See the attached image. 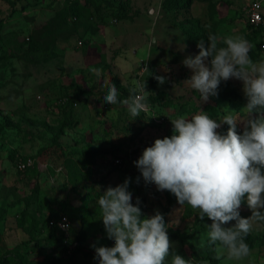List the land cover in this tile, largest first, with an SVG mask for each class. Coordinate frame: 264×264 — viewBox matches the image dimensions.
Returning a JSON list of instances; mask_svg holds the SVG:
<instances>
[{"label": "rangeland", "instance_id": "obj_1", "mask_svg": "<svg viewBox=\"0 0 264 264\" xmlns=\"http://www.w3.org/2000/svg\"><path fill=\"white\" fill-rule=\"evenodd\" d=\"M109 1L116 6L128 3L130 17L118 20L107 7L102 13L89 7L77 18L67 0H0V121L10 120L9 126L0 129V255L8 251L23 254L26 263H42L48 255L62 258L63 264H97L94 257L85 254L94 252L91 245L111 247L114 242L106 236L96 200L109 185L114 187L126 178H131L133 203L139 197L145 215L164 211L168 196L173 194L146 185L142 177L137 184L140 173L133 162L155 139L171 136L172 126H153L146 114L133 119L123 104L104 103L105 85L111 86L114 78L130 87L140 67L146 65V90L150 96L166 94L157 106L170 117L184 111L183 107L187 116L201 109L217 120L229 109L233 115L243 114L242 99H226L217 108L212 97L201 103L199 93L186 82L191 71L182 61L198 54V42L203 39L207 44L209 35L217 37L219 46L227 36L253 37L242 11L252 0H194L189 10L178 11L166 9V0ZM33 40L41 52L26 61L21 56ZM249 43L264 60V24L262 34ZM157 75L166 77L163 85L154 78ZM228 81L245 98L242 82ZM67 98L77 100L72 112L64 109ZM148 100L152 102L149 96ZM214 110L217 116L210 114ZM30 121H45L51 127L70 121L71 126L58 144L52 145V132ZM92 146H100L102 153L85 168L88 157L83 153ZM17 156H34L48 166L62 168L65 183L57 187L40 172L21 174L15 165ZM119 156L123 164L115 166ZM58 179H62L61 174ZM188 208L176 201L166 215L177 254L191 264H264V246L251 249L241 260L228 259L226 250L219 247L216 263L192 257V250L178 237L192 234L198 211L191 208L193 216L187 217ZM52 210L70 217L71 229L66 236L70 241L86 232L84 253L74 254V245L64 252L60 241L47 245L44 238L50 230L45 225L46 212ZM29 214L43 231L36 235L41 246L24 252L19 246L31 239ZM240 215H251L246 203ZM205 224L210 225L211 220ZM250 233L264 236V221H254ZM206 237L201 232L199 241Z\"/></svg>", "mask_w": 264, "mask_h": 264}, {"label": "clouds", "instance_id": "obj_2", "mask_svg": "<svg viewBox=\"0 0 264 264\" xmlns=\"http://www.w3.org/2000/svg\"><path fill=\"white\" fill-rule=\"evenodd\" d=\"M221 43L215 35L207 37V44L203 39L198 42V54L182 61L191 71L186 82L202 103L218 95L222 82L241 81L246 98L243 114L233 115L229 109L217 120L200 109L191 116L178 115L170 119L172 135L155 139L133 163L140 173L137 184L142 177L146 185L173 194L181 207L197 210L201 221L207 217L209 244L225 249L228 259L241 260L251 254L246 237L253 222L264 221V60L253 61L251 45L242 36H227ZM144 71L149 72L147 67ZM154 78L160 85L166 82L165 76ZM105 87L103 102L123 104L133 119L148 110L151 92L146 81L132 80L123 100L114 84ZM224 124L227 131H219ZM130 183L126 178L102 193L100 186L96 188L100 219L114 243L92 244L94 259L98 264H191L175 252L165 216L158 210L145 215L139 197L133 203ZM245 203L251 211L247 218L240 215ZM233 221V226H226Z\"/></svg>", "mask_w": 264, "mask_h": 264}, {"label": "trees", "instance_id": "obj_3", "mask_svg": "<svg viewBox=\"0 0 264 264\" xmlns=\"http://www.w3.org/2000/svg\"><path fill=\"white\" fill-rule=\"evenodd\" d=\"M68 1V7L71 10V13L75 16V17H79L81 18V11L84 8H89V7H93L94 10L97 13H102L106 7L107 9H109L113 16H115V19L118 20H122V19H127L129 18V7H128V3H121L120 5L116 6L113 2L109 1V0H67ZM194 0H166L165 1V8L168 10H189V8L191 7L192 3ZM85 6V7H83ZM83 7V8H82ZM249 26V30L252 31L253 37H249L247 35V41H255V39L262 34L263 32V24H259L257 26H253L250 25L248 22H246ZM264 44V43H263ZM262 44V45H263ZM261 45V48H262ZM41 52L40 47L38 46L37 42H35L34 40L32 42H30V46L28 48V50L21 56L23 59H25L26 61L28 60H33L35 55ZM249 55L251 56V58L253 59L254 62L261 60V56L259 53H257L255 50H250ZM105 69V68H104ZM145 81V80H144ZM119 93V98L121 100L125 99L128 97L129 95V87L128 86H123L122 84H120V82L117 80V78L113 79L112 82ZM110 86V85H108ZM231 86H233V83L231 81H227V82H222L220 87H219V92L217 96H213V100L215 102V107L217 108L220 104H222L226 99H242V101L244 103H246V98L241 97V95L237 92V90H235L234 88H231ZM108 91V88H107ZM166 96V94L164 92H159L156 96H150L149 95V99L152 101L151 103L154 105H158L159 103H161L164 99V97ZM74 103H77V100L72 99V98H67L66 102H65V111L67 109L70 110V112L73 111L74 109ZM182 110L184 111H177L176 115H173L172 117H177L178 115H187L188 111L186 110V108H182ZM215 113H210L213 116H217V111L214 110ZM143 115H145V113H142ZM148 119L150 121V123L155 126L156 124H154L149 116ZM33 124H36L38 126L41 127H45L46 129H48L49 131L52 132V134L54 135L53 139H52V145H57L58 144V139L63 136L65 129L69 126H71V122L67 121V122H63L60 126L57 127H51L49 126V124H47L45 121H38V122H32ZM10 125V120L8 118H6L4 121H0V129L3 130L4 128H6L7 126ZM158 126V125H156ZM228 126L226 124L223 125V127L221 128V132H226L227 131ZM115 149V147H114ZM47 149H42V153L45 152ZM116 150V149H115ZM102 153V149L100 146H92V148H89L88 150H86L83 154L88 157L85 160V164L84 167L86 168L87 166H91L92 163H94V157L99 154ZM128 156L131 157V153H128ZM29 157H34V156H24L23 158H29ZM15 164H16V159H15ZM117 166V165H115ZM87 167V168H88ZM56 168L50 167L49 172L51 173V175H56ZM80 171V170H78ZM31 172H35L38 173L39 171H37L36 169L34 170H29L27 173H31ZM47 176V179H49V174L45 173ZM62 175V179H58V182L61 183L63 182V178H66V176L64 175V172L60 173ZM60 174H58V176H60ZM68 176V174H67ZM65 182H63L64 184ZM39 188L38 186L36 187L37 191ZM176 198L174 195L168 196L167 198V206L164 208V211L160 212L161 214H163L165 216V222L166 221V215L169 213L170 209L175 205L176 203ZM51 216H57L59 215V212H55V211H51ZM27 214V213H25ZM64 214V213H63ZM67 215V214H66ZM50 216V218H51ZM68 216V215H67ZM193 216V212L191 210V208H188L187 210V217H191ZM29 217L31 218V230H30V234H31V239L24 241L21 243V245L19 246L20 248L23 247L24 252H29L32 250H36L41 246V242L40 240L37 239V233H42L43 228L40 227L38 228L37 225V221L29 214ZM69 217V216H68ZM46 227L49 228L50 232L47 234V236L44 238L46 240V243L48 246L54 244V242H63L64 246H63V251L66 252L69 250V247L71 245L75 246L74 249V254L77 253H84L86 248L84 247V244L86 243L87 240V235L85 231H82L74 241H70L69 239H67L65 241V237L63 234H61L58 230L57 227L55 226H50L49 225V217L46 215ZM70 218V217H69ZM206 221H209V219L207 217L204 218L203 221H201L199 219V215L196 216V220L194 223V226L192 227V234L188 235V234H179V239L181 240L182 243L186 244L189 246V248L192 250L191 251V255L192 257L196 258L199 261H209L211 263H216V257H215V252L217 247L212 246L209 244L208 242V238L206 237L205 239H203L204 241H199L200 239V233L205 232L207 235L208 229L206 227L207 224ZM169 237L171 238V234L168 232ZM65 241V242H64ZM246 243L249 245L250 249H254L256 247H261L264 246V236H257L254 234L249 233V235L246 237ZM198 245V247L196 245ZM88 256H95V252L93 253H85ZM45 258L43 259L42 263H36V262H29L26 263L23 261V254H13L12 251H8L7 253L0 255V264H13L14 262H16L17 264H63V259L62 258H53L52 256H44ZM185 259H187L185 256H183ZM98 264V262H97Z\"/></svg>", "mask_w": 264, "mask_h": 264}, {"label": "built area", "instance_id": "obj_4", "mask_svg": "<svg viewBox=\"0 0 264 264\" xmlns=\"http://www.w3.org/2000/svg\"><path fill=\"white\" fill-rule=\"evenodd\" d=\"M242 11H243V19L245 20V22H248L250 25L257 26L259 24H264V0H252L248 5L243 7ZM262 47L264 48V44L262 45ZM145 67L147 66L142 65L140 67L138 73L135 76L136 80L144 81V76L147 72L144 71ZM147 104H148V110L144 113L147 116H149L150 120L154 124L158 126L171 125L170 119L176 118L160 113V109H158V106L152 104L148 99H147ZM76 105L77 103H74V106ZM113 163L114 165L117 166L122 165L123 157L119 156L114 160ZM15 165L17 170L23 175H25L29 170H34V169L42 173H47L49 174V180L51 181V183H54L55 185L59 184L58 180H56L58 178V174L63 172L62 168H56L55 169L56 175H51V173L49 172L51 165L48 166V164L42 162L40 159H37L35 157L23 158L21 156H17ZM46 213L47 216L49 217V225L51 227L52 226L57 227V230L64 235L66 241L68 239L66 238V236L71 229L70 218L63 213H59V215L57 216H51L52 213L51 211H48ZM61 224H66L67 227L62 228L60 227Z\"/></svg>", "mask_w": 264, "mask_h": 264}, {"label": "crops", "instance_id": "obj_5", "mask_svg": "<svg viewBox=\"0 0 264 264\" xmlns=\"http://www.w3.org/2000/svg\"><path fill=\"white\" fill-rule=\"evenodd\" d=\"M42 175H45L46 176V174L45 173H42V172H40ZM46 178H47V176H46ZM48 180V179H47ZM55 186H57L58 187V185H55Z\"/></svg>", "mask_w": 264, "mask_h": 264}]
</instances>
